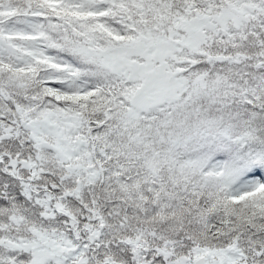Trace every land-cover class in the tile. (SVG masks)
I'll list each match as a JSON object with an SVG mask.
<instances>
[{"label": "snow or ice", "instance_id": "snow-or-ice-1", "mask_svg": "<svg viewBox=\"0 0 264 264\" xmlns=\"http://www.w3.org/2000/svg\"><path fill=\"white\" fill-rule=\"evenodd\" d=\"M0 264H264V0H0Z\"/></svg>", "mask_w": 264, "mask_h": 264}]
</instances>
